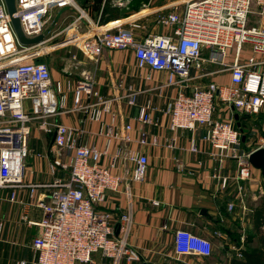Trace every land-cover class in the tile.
Wrapping results in <instances>:
<instances>
[{"label":"built area","instance_id":"built-area-1","mask_svg":"<svg viewBox=\"0 0 264 264\" xmlns=\"http://www.w3.org/2000/svg\"><path fill=\"white\" fill-rule=\"evenodd\" d=\"M254 4L264 15V0H171L164 6L172 5L174 11L159 14L156 21L172 27V34L151 33L139 39L134 30L142 25L128 19L129 27L124 26L126 22L116 23L114 27L99 24L101 30L89 37L72 33L67 41L95 60L107 49H133L140 68L166 72V84L180 88L167 109L170 130L195 131L200 126L205 127L203 139L217 150L214 155H218L219 161L226 158L238 161L235 179L241 183L239 190L242 192V183L252 178L248 157L253 150L244 148L243 133L234 119H215L214 112L217 100L235 113L248 115L259 114L264 106V57L257 58V54L264 53V25H249ZM71 5H77L76 0H16L17 16L29 38L44 35L52 8ZM81 13V16L86 14L84 10ZM247 43L253 55L242 61L240 57ZM47 46L45 36L37 44L21 45L6 5L0 0V187H30L31 193L37 187L53 188L50 201L39 203L43 216L36 223L39 234L32 243L34 258L32 261L19 259L15 264H89L96 254L110 259V264H141L143 256L128 242L132 212L121 213L115 220L111 211L101 208L109 191L120 190L122 176L102 166L100 160L109 156L111 168L118 167L121 162L126 164L127 160L133 162L132 179L140 181L148 165L145 154L129 150L124 155L121 148L110 154L108 149L81 144V130L57 123L50 153L56 157L64 151L73 153L70 162L62 165L68 171V179H57L49 184L24 180L25 160L30 156L31 124L39 123L44 130H49V119L57 115L67 98L62 83L52 80L51 67L45 61L51 51L45 50ZM205 50L210 56L204 55ZM229 55L233 57L232 62L227 60ZM205 63L220 64L223 70L230 71V84L210 82L191 88L192 71H201ZM82 76L84 78L74 88V104L90 107V104H83L82 97L86 94L90 98L94 92L87 75ZM129 102L134 103V100ZM100 103L102 107L92 105L91 120L101 121L107 111L106 100L100 98ZM149 109V105L140 108L138 120L141 123H153ZM111 121L105 136L131 143L132 125L126 124L121 132H116L113 131L116 114ZM139 144H148L145 133ZM261 147L264 148V138L255 149ZM198 150L193 141L191 151ZM51 167L53 171L56 169L55 165ZM228 180V177L222 178L223 187ZM11 200H14V193ZM233 207L234 204L229 205V209ZM174 243L178 257H209L213 253V244L208 238L189 230H177Z\"/></svg>","mask_w":264,"mask_h":264},{"label":"crops","instance_id":"crops-1","mask_svg":"<svg viewBox=\"0 0 264 264\" xmlns=\"http://www.w3.org/2000/svg\"><path fill=\"white\" fill-rule=\"evenodd\" d=\"M133 1L121 0L114 3L122 7L123 15L102 25L114 27L116 23L126 22L124 26L129 27L127 21L131 19L142 25V28L134 30L139 39L151 33L172 34V27L156 21L159 14L174 11L172 5L164 6L171 0H141L138 8H134L136 4ZM252 9L249 25H264L260 7L254 4ZM57 10L56 7L50 10L45 27ZM66 10L62 13L65 25L60 26L62 30L57 28L46 32L48 48L45 50H51L50 56L58 50L65 55L57 74L50 67L52 80L62 83L67 98L57 115L49 119V130H44L39 123L31 124L28 139L30 156L25 160L24 180L32 184H49L57 179H68V171L62 165L70 162L73 153L64 151L61 156L56 157L50 153V149L57 123L74 127L82 131L79 136L81 144L95 146L100 150L108 149L110 154H114L118 148L123 150L124 155L129 150H138L148 158L144 177L140 181L132 179L133 162L127 160L126 164L121 162L117 165L121 168H111L109 156H103L100 160L102 166L109 167L112 173L122 176L120 190L109 191L101 208L111 211L115 220L121 213L132 212L133 223L128 242L143 256L141 264H229L233 255L241 257V245L238 246L236 238L239 236L241 240L252 232L253 211L264 193L262 170L252 166V178L242 183L244 190L240 192L241 183L235 179L238 161L230 158L219 161L218 155H214L217 150L203 139L205 127L200 126L195 131L170 130V114L167 109L180 88L166 84L167 73L153 71L148 67L140 68L133 49H107L95 60L82 48L67 40L72 33L89 37L93 32L100 31V15L91 18L93 22L90 23L85 22L81 15L71 18L73 15H66ZM45 27V30L49 29ZM65 30H68V34L60 39ZM70 30L72 31L69 32ZM246 45L240 57L242 61H247L253 55L250 45ZM204 55L210 56L209 51L205 50ZM263 57L257 55V58ZM227 60L232 62V55ZM82 75H87L94 92L90 98L86 94L82 97L83 104H90V107H76L74 104V88L84 78ZM192 75L194 77L189 82L191 88L210 82L219 85H229L231 82L230 71L223 70L220 64L215 63H205L201 71L193 70ZM56 94L60 96V93ZM100 98L106 100L107 111L103 113L101 121L91 120L89 115L92 105L102 107L101 103L98 104ZM130 99L134 103H130ZM146 105L150 106L153 120L150 124L138 120L140 108ZM215 106V119H234L236 126L240 122L239 128L245 136V149L251 151L259 146L264 138V106L259 114L253 115L235 113L220 100H217ZM113 114H116L113 131L121 132L126 124L132 125L129 131L133 139L131 143L105 136ZM143 133L146 134L147 145L139 144ZM193 141L198 146V152L191 151ZM51 165H55L54 171ZM223 177L229 178L225 187L221 183ZM52 189L49 186L37 187L31 193L30 187H0L1 257L7 248L14 247L17 250L21 245L32 246L39 234L36 223L43 216L39 203L50 201ZM12 193L14 200H11ZM230 204H234L231 209ZM179 229L208 238L213 244L212 255L178 257L174 241L175 232ZM34 255L33 250V258ZM103 258L96 254L89 264L102 263ZM1 262L0 264H4Z\"/></svg>","mask_w":264,"mask_h":264},{"label":"rangeland","instance_id":"rangeland-1","mask_svg":"<svg viewBox=\"0 0 264 264\" xmlns=\"http://www.w3.org/2000/svg\"><path fill=\"white\" fill-rule=\"evenodd\" d=\"M105 0H76L77 5H71L68 6L66 10V8H58V10L55 12V14L52 15L51 19L49 20V22L47 23L45 28H49L48 30L44 29V36H46V32L48 33L49 30H54V29H59L62 30V28L60 26H65L63 21H64V17L63 14L65 13L64 10H66L67 14L66 15H73L71 18H73L74 16H78L81 13V10H84L86 12V14H84V18L83 20L85 22L92 20L91 18H97L100 15L101 9L103 7V3ZM112 3H119L121 0H111ZM63 13V14H62ZM86 16V17H85ZM81 20V21H83ZM74 22V21H73ZM68 30H65L64 32H62L60 39L64 38L68 32ZM72 30H70L69 32H71ZM250 44L248 43L249 46ZM251 47V45H250ZM252 49V48H251ZM63 51V50H61ZM231 52V51H229ZM259 55V54H257ZM260 55H264V53H261ZM45 58H47V62L49 64V66L52 67L53 69V73L57 74V71L60 70V65L63 64V58H65V55L60 52L59 50L54 52L53 54L50 55H46ZM50 61V62H49ZM262 68L264 69V64L262 65ZM263 189H264V184H263ZM260 203L264 202V193L261 196V200L259 201ZM259 203V204H260ZM251 224V223H250ZM249 225V223H248ZM249 227V226H247ZM248 229V228H247ZM246 238L244 236L243 241L240 240V244L241 246L244 244ZM9 250V251H8ZM19 259H27L28 261H32L33 259V248L32 246L29 245H21L20 247L17 248V250H15V248H7L6 252L4 253V256H0V262L2 261L4 264H14L15 261L19 260ZM103 262L101 263H96V264H110V259L108 258H103ZM1 262V263H2Z\"/></svg>","mask_w":264,"mask_h":264},{"label":"trees","instance_id":"trees-1","mask_svg":"<svg viewBox=\"0 0 264 264\" xmlns=\"http://www.w3.org/2000/svg\"><path fill=\"white\" fill-rule=\"evenodd\" d=\"M141 0H134L138 8ZM123 15L121 6L112 3L111 0H105L100 12L99 24H107L112 20H117ZM253 229L246 237L242 246H240V237L236 238L240 246L241 257L233 255L229 264H264V202L258 204L253 211L252 216Z\"/></svg>","mask_w":264,"mask_h":264},{"label":"water","instance_id":"water-1","mask_svg":"<svg viewBox=\"0 0 264 264\" xmlns=\"http://www.w3.org/2000/svg\"><path fill=\"white\" fill-rule=\"evenodd\" d=\"M7 11L11 17V22L13 29L15 31V34L18 38V41L21 45H34L42 40H44V35H39L37 37L29 38L27 37L21 27L20 19L17 16V9H16V0H3ZM238 118V115H236V119ZM237 126H240V122L237 123ZM242 140H245V136H242ZM248 162L258 168L261 169L262 172L264 173V148H258L250 152L249 157H248ZM119 226L116 228V234L119 233Z\"/></svg>","mask_w":264,"mask_h":264}]
</instances>
